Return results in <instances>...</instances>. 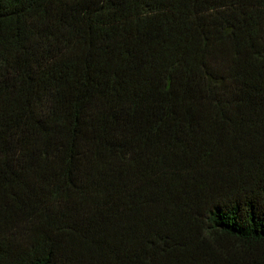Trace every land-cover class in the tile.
Returning a JSON list of instances; mask_svg holds the SVG:
<instances>
[{
	"label": "trees",
	"instance_id": "obj_1",
	"mask_svg": "<svg viewBox=\"0 0 264 264\" xmlns=\"http://www.w3.org/2000/svg\"><path fill=\"white\" fill-rule=\"evenodd\" d=\"M0 264H264V0H0Z\"/></svg>",
	"mask_w": 264,
	"mask_h": 264
}]
</instances>
